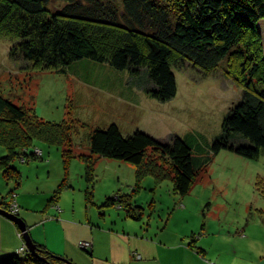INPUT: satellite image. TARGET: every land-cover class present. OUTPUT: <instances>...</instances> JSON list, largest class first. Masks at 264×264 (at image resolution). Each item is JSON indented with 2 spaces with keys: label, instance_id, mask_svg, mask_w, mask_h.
<instances>
[{
  "label": "trees",
  "instance_id": "1",
  "mask_svg": "<svg viewBox=\"0 0 264 264\" xmlns=\"http://www.w3.org/2000/svg\"><path fill=\"white\" fill-rule=\"evenodd\" d=\"M53 1L58 6L52 0H0V40L11 43L9 59L48 70H62L84 59L107 63L127 73L130 87L162 103L176 95L174 72L188 66L204 78L224 70L243 87L241 100L223 117L220 133L206 150L200 146V153H193V141L199 144L194 135L184 139L173 134L163 141L140 130L123 135L115 123L93 128L88 134L87 177L93 172V155L128 161L136 166L138 177L149 173L152 168L147 166L153 165L161 175L172 177L174 191L183 196L190 192L200 169L221 150L248 159L264 153V48L257 28L264 19V0ZM63 124L42 120L0 91V145L6 149L0 156V172L16 183L8 194L10 200L1 197L0 204L10 203L20 183L21 172L13 161L37 158V150L41 158L43 152L35 140L63 147L66 168L74 152L70 130ZM66 175L49 205L57 202L67 184ZM258 179L256 187L264 196V181ZM115 203L124 210V217L141 218V206L131 194H116L103 202ZM260 211L264 216V210ZM32 241L38 257L26 247L20 252L18 248L14 254L0 256V264H73Z\"/></svg>",
  "mask_w": 264,
  "mask_h": 264
},
{
  "label": "rangeland",
  "instance_id": "2",
  "mask_svg": "<svg viewBox=\"0 0 264 264\" xmlns=\"http://www.w3.org/2000/svg\"><path fill=\"white\" fill-rule=\"evenodd\" d=\"M52 5L58 6L53 0ZM257 28L264 48V22ZM10 45L0 40L1 93L14 104L32 109L44 121H62L70 130L74 157L64 168L63 147L35 140L42 156L39 158L37 150V158L13 161L21 172L20 183L10 203L0 204L1 209L9 213L13 206L17 211L22 209L16 203L18 197L24 202L23 209L46 219L55 220L57 217L51 213L60 206L66 216L85 218L88 213L93 219L105 217L109 224L121 222L117 227L126 231H133L125 226L127 222L133 226L151 222L145 226L151 236L166 227L178 235L187 233L184 243L193 239L196 248L204 246L211 263L264 264V216L260 211L264 210V196L256 187L258 178L264 181V153L258 159H248L221 150L200 169L190 192L183 196L174 191L172 177L161 175L153 165L147 166L152 168L149 173L138 177L136 166L128 161L93 155L92 175L87 177L86 171L90 161L86 159L90 153L88 134L110 123H115L123 135L140 130L163 141L173 134L184 139L194 135L199 144L193 141V153H200V146L206 150V145H211L220 133L223 117L241 100L242 85L228 78L224 70L204 78L188 66L185 71L174 72L176 95L162 103L130 87L127 73L107 63L84 59L62 70L34 69L9 59ZM0 153H6L2 145ZM66 172L67 184L60 190L57 202L49 205V198ZM15 186L14 180L0 172V198L9 201L8 194ZM123 193L131 194L135 204L141 206L140 219L124 217V210L116 203L103 204L106 197ZM80 243L90 246L89 241L79 240L77 247L81 250Z\"/></svg>",
  "mask_w": 264,
  "mask_h": 264
},
{
  "label": "crops",
  "instance_id": "3",
  "mask_svg": "<svg viewBox=\"0 0 264 264\" xmlns=\"http://www.w3.org/2000/svg\"><path fill=\"white\" fill-rule=\"evenodd\" d=\"M262 22L264 19L259 24ZM15 200L23 209L24 202L18 197ZM22 209L17 213L28 225L32 240L75 264H215L206 258L204 246L198 250L193 239L184 243L187 233L178 235L166 227L160 234L151 236L145 228L151 222H140L141 226L127 225V222L125 226L133 231H126L117 227L121 223L117 220L109 224L105 217L93 219L88 213L85 218L66 216V210L60 206L51 213L57 217L55 220ZM17 232L14 223L0 215V256L17 252L22 242ZM79 240L90 242L89 252L77 247Z\"/></svg>",
  "mask_w": 264,
  "mask_h": 264
},
{
  "label": "water",
  "instance_id": "4",
  "mask_svg": "<svg viewBox=\"0 0 264 264\" xmlns=\"http://www.w3.org/2000/svg\"><path fill=\"white\" fill-rule=\"evenodd\" d=\"M0 214L3 215L4 217L8 218L9 220H11L12 222H14L16 224L18 229L21 231L22 238H23V241L25 243L26 248L33 255L38 257L37 253L35 252V244L32 241V238L30 237V234L28 232V228L26 227L25 221L21 217L15 215L13 213H9L8 211L1 209V208H0Z\"/></svg>",
  "mask_w": 264,
  "mask_h": 264
},
{
  "label": "built area",
  "instance_id": "5",
  "mask_svg": "<svg viewBox=\"0 0 264 264\" xmlns=\"http://www.w3.org/2000/svg\"><path fill=\"white\" fill-rule=\"evenodd\" d=\"M40 151V150H39ZM41 152V151H40ZM15 205H17V204H15ZM58 208V207H57ZM10 212H12L13 214L14 213H16L17 212V206H13L12 207V210L10 211ZM20 235H21V233H19ZM81 244V247L83 248V249H87V248H90V246L89 245H85L84 243H80ZM86 246H87V248H86ZM25 249V244H23V245H21L20 247H19V249H18V251L20 252V251H23Z\"/></svg>",
  "mask_w": 264,
  "mask_h": 264
},
{
  "label": "clouds",
  "instance_id": "6",
  "mask_svg": "<svg viewBox=\"0 0 264 264\" xmlns=\"http://www.w3.org/2000/svg\"><path fill=\"white\" fill-rule=\"evenodd\" d=\"M21 237H22V234H21ZM26 247V246H25Z\"/></svg>",
  "mask_w": 264,
  "mask_h": 264
}]
</instances>
